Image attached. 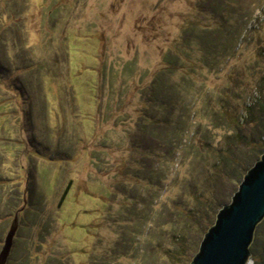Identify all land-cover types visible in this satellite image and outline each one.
I'll return each mask as SVG.
<instances>
[{
	"label": "rangeland",
	"instance_id": "1",
	"mask_svg": "<svg viewBox=\"0 0 264 264\" xmlns=\"http://www.w3.org/2000/svg\"><path fill=\"white\" fill-rule=\"evenodd\" d=\"M263 81L264 0H0L7 264H191L264 154Z\"/></svg>",
	"mask_w": 264,
	"mask_h": 264
},
{
	"label": "water",
	"instance_id": "2",
	"mask_svg": "<svg viewBox=\"0 0 264 264\" xmlns=\"http://www.w3.org/2000/svg\"><path fill=\"white\" fill-rule=\"evenodd\" d=\"M16 214L0 252V264H7L20 226ZM264 220V154L245 175L231 204L217 215L191 264H250L255 232Z\"/></svg>",
	"mask_w": 264,
	"mask_h": 264
},
{
	"label": "trees",
	"instance_id": "3",
	"mask_svg": "<svg viewBox=\"0 0 264 264\" xmlns=\"http://www.w3.org/2000/svg\"><path fill=\"white\" fill-rule=\"evenodd\" d=\"M263 84H264V81H263ZM264 89V88H263ZM259 100V99H258ZM259 106L262 108V109H264L263 107H264V98H263V101L261 102V105L259 104ZM259 106H257V103L256 104H251V105H249L248 106V108H247V113H246V117H250L251 116V118H253L254 120H257V122H259L261 119H260V117L261 116H258L257 114H256V112H255V109H257ZM241 124H242V122L239 120V121H237V127H240L241 126ZM241 137L242 135H241V132H239L238 130L233 134V135H230V136H228L227 138H228V140H230V141H234L235 139H237L238 137ZM242 140H245L246 141V139H242ZM247 142V141H246ZM246 144H249L250 146H252V147H254V148H259V150H261L262 151V154L264 153V143H263V141H262V139H260V141H250V142H248V143H246ZM230 150V149H229ZM227 151L228 153L226 154L227 156H226V158H227V160H225V161H227V162H229L230 164H231V162H233V163H236V164H238V163H240L241 164V159L240 158H237L236 156H235V154H234V152H233V154L231 155V151ZM230 159H232V160H230ZM70 189H71V185H69L67 188H66V190H65V192L63 193V195H62V197H61V199H60V202H59V205L60 206H62V204L64 203V201H65V199H66V197H67V195H68V193H69V191H70ZM254 264H262V262H260L259 261V257L257 256L256 257V260H255V263Z\"/></svg>",
	"mask_w": 264,
	"mask_h": 264
}]
</instances>
